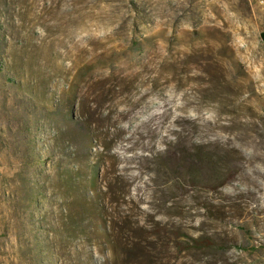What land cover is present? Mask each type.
Here are the masks:
<instances>
[{
    "label": "rangeland",
    "instance_id": "374dc122",
    "mask_svg": "<svg viewBox=\"0 0 264 264\" xmlns=\"http://www.w3.org/2000/svg\"><path fill=\"white\" fill-rule=\"evenodd\" d=\"M262 34L259 0H0V264H264Z\"/></svg>",
    "mask_w": 264,
    "mask_h": 264
},
{
    "label": "trees",
    "instance_id": "16d2710c",
    "mask_svg": "<svg viewBox=\"0 0 264 264\" xmlns=\"http://www.w3.org/2000/svg\"><path fill=\"white\" fill-rule=\"evenodd\" d=\"M262 36L264 37V34H262ZM190 160V158H189ZM207 161V158L205 156L202 155H197L193 158V163H195L197 166L200 165H204V163ZM194 166V165H193ZM189 171V176L192 175L193 172L196 171V169H192V165L191 167H189L188 169ZM107 190V189H106ZM119 199V197L117 198V200ZM117 200L114 202L116 203ZM125 221V220H123ZM122 221V225L121 226H117L114 223V220L110 219L104 226L105 232H107V241H108V248H107V253H109L110 255H115V253H117L118 249H120V251H122V253H125L127 255V257L129 256L131 259H138V257H142L143 256V252H142V245L139 244L138 242L141 241L139 237V235L137 233H135V231H138L139 234L142 231L141 228H139L138 226H135V222H125L123 224ZM141 230V231H140ZM120 232L123 233V236L120 235ZM134 233V234H133ZM130 235V236H129ZM141 235V234H140ZM129 236V238H127ZM135 240L132 246L129 247L128 249V245H126L125 241H128L129 243H131V241ZM138 239V240H137Z\"/></svg>",
    "mask_w": 264,
    "mask_h": 264
},
{
    "label": "built area",
    "instance_id": "2783aa9c",
    "mask_svg": "<svg viewBox=\"0 0 264 264\" xmlns=\"http://www.w3.org/2000/svg\"><path fill=\"white\" fill-rule=\"evenodd\" d=\"M259 3L264 6V0H259Z\"/></svg>",
    "mask_w": 264,
    "mask_h": 264
}]
</instances>
